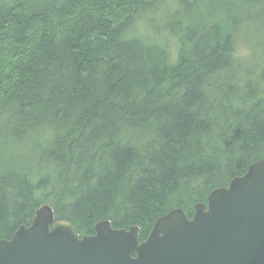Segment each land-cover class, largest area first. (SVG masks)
<instances>
[{
    "label": "trees",
    "instance_id": "trees-1",
    "mask_svg": "<svg viewBox=\"0 0 264 264\" xmlns=\"http://www.w3.org/2000/svg\"><path fill=\"white\" fill-rule=\"evenodd\" d=\"M258 161L264 0H0V239L50 205L143 242Z\"/></svg>",
    "mask_w": 264,
    "mask_h": 264
},
{
    "label": "water",
    "instance_id": "water-1",
    "mask_svg": "<svg viewBox=\"0 0 264 264\" xmlns=\"http://www.w3.org/2000/svg\"><path fill=\"white\" fill-rule=\"evenodd\" d=\"M0 264H264V161L210 192L191 218L180 208L158 218L143 242L138 227L109 221L80 238L44 205L28 227L0 239Z\"/></svg>",
    "mask_w": 264,
    "mask_h": 264
},
{
    "label": "rangeland",
    "instance_id": "rangeland-1",
    "mask_svg": "<svg viewBox=\"0 0 264 264\" xmlns=\"http://www.w3.org/2000/svg\"><path fill=\"white\" fill-rule=\"evenodd\" d=\"M260 26H258L259 28ZM251 26L246 32L242 31L240 34L236 35L235 38V46H236V53L235 55L240 58H248L252 54L258 55L259 53L257 50V42L262 36H258L257 34L260 35L259 29ZM168 46L172 48V54L175 56V53L177 51V44L173 39H170L168 41Z\"/></svg>",
    "mask_w": 264,
    "mask_h": 264
},
{
    "label": "bare ground",
    "instance_id": "bare-ground-1",
    "mask_svg": "<svg viewBox=\"0 0 264 264\" xmlns=\"http://www.w3.org/2000/svg\"><path fill=\"white\" fill-rule=\"evenodd\" d=\"M227 8H228V7H227ZM227 8H226V9H227ZM228 9H229V8H228Z\"/></svg>",
    "mask_w": 264,
    "mask_h": 264
}]
</instances>
